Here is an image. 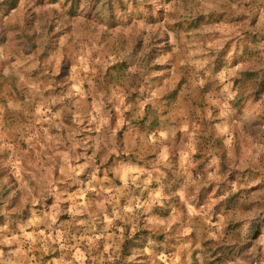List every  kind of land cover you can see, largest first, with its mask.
Instances as JSON below:
<instances>
[{"label":"rangeland","instance_id":"374dc122","mask_svg":"<svg viewBox=\"0 0 264 264\" xmlns=\"http://www.w3.org/2000/svg\"><path fill=\"white\" fill-rule=\"evenodd\" d=\"M65 1L0 0V264H264V230L228 227L264 215V0ZM158 133L183 151L163 178ZM183 180L210 216L174 255L147 210Z\"/></svg>","mask_w":264,"mask_h":264},{"label":"crops","instance_id":"0c3cea01","mask_svg":"<svg viewBox=\"0 0 264 264\" xmlns=\"http://www.w3.org/2000/svg\"><path fill=\"white\" fill-rule=\"evenodd\" d=\"M153 96L155 98H149L150 102L148 103L155 102V104L159 105V103H161L162 100L155 101V99L159 98L160 95L157 92H155ZM156 117H157V122H158L157 127L161 126L159 125L160 116L158 118V112L156 113ZM165 129H169V132H171L172 129L175 130V128H172V122H169V124L167 125ZM154 139L159 144L158 150L160 152L159 153L160 159L157 163L159 167H158V171L156 175H159L162 178L167 177L168 175L171 174L170 173L171 169L167 168L170 165V163H166L167 158L169 157L171 158L172 155L176 156L178 155V153H179V158H180V156H182L183 151H178L177 143H173L172 134H169L168 140L165 138V136L162 135V133H158V137L155 136ZM181 171L182 169L181 170L179 169L178 173H180ZM162 186L163 185H160V188H159L161 192L164 191ZM186 192L187 191H186V187L184 185V180H183L179 187L174 188V189L169 188L163 192L165 194V198H162L159 200V202H157V208H159L160 211H154V215H152L151 214L152 211H150L151 209L147 210V215L151 218V220H155L156 218H159V220L157 221L158 226L155 228L151 227L153 228L155 232L164 233V232H167L168 229L170 230L172 228L177 229L178 231L177 235L179 238L183 239V242L179 246L177 245L174 246L176 249V251L175 250L173 251V253H175L174 255H178L177 253L182 251L183 249H186V250L191 249L192 250L191 254L196 252L195 249L198 248L201 243L199 240L195 242L190 241V239H195L194 237H197V236L199 237L198 235L199 233L193 230L192 225L193 223L200 222L201 220L207 221L210 216V214H208L204 210L203 208L204 206H201L202 210L200 209V211L197 212L196 211L197 204H195L196 207L195 205L193 206V203H195V200L193 197H191L192 192L190 190H188L189 193H186ZM145 202L146 201H144V203ZM201 204H203V201L201 202ZM159 212L160 213L163 212V214H159ZM183 226H186L184 230L185 233L181 232L182 230L181 228ZM7 263L8 262L2 263V264H7Z\"/></svg>","mask_w":264,"mask_h":264},{"label":"trees","instance_id":"16d2710c","mask_svg":"<svg viewBox=\"0 0 264 264\" xmlns=\"http://www.w3.org/2000/svg\"><path fill=\"white\" fill-rule=\"evenodd\" d=\"M38 4H41L45 1H49L52 4L57 3V2H62L63 0H37ZM166 3L171 2L172 0H163ZM70 3V7L67 8L68 13H70L73 16L79 15L80 14V4H81V0H66L65 2H63L64 6L67 7V5H69ZM207 16L205 14H197L195 15L191 20H187L185 21L186 23V28L187 29H198L201 27V25L205 24L207 21H209V18H206ZM217 21H219V18L217 19ZM256 23V22H255ZM254 23V24H255ZM254 35L256 37H258V33L253 31ZM245 36H243V38L240 40V43L244 44L247 42L252 41L253 39H255V36H253V34L249 33V32H245ZM255 41V40H254ZM248 45H245V48H247ZM224 48L214 57V59L209 63V66L207 65V69L209 70L210 75L214 78L216 76H218V74H220L223 69V63L226 62L229 59L228 56V52L225 54L224 52ZM245 56L243 54L241 55H237L233 54L230 63H239L241 61H244ZM217 80H214L210 83V86H214ZM253 95L255 96L256 100H258V98L261 95H264V69L258 70L256 77H255V81H254V85H253ZM197 102V101H196ZM231 176L228 177L227 179L229 180H234L235 177L237 175H241L242 177H245L247 174L245 172H238L236 174L231 173ZM226 203L224 205L231 207L233 206V201H232V197L226 198ZM201 203V202H199ZM217 218V217H216ZM250 222L245 223V222H230V224H228V227H230L231 230H235V229H239V228H244L245 226L249 227V232L248 236L249 238H252L254 240H256L262 233V230H264V215L262 216V218H260L259 220H249ZM157 235V234H156ZM154 235V238L157 239V241H162L163 239V235L160 236H156ZM171 244V243H170ZM244 247H241V249H247V248H251L252 247V242L250 240V242H245L243 243Z\"/></svg>","mask_w":264,"mask_h":264}]
</instances>
